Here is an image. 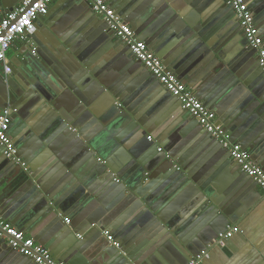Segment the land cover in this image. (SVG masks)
Instances as JSON below:
<instances>
[{
  "label": "water",
  "instance_id": "95a60500",
  "mask_svg": "<svg viewBox=\"0 0 264 264\" xmlns=\"http://www.w3.org/2000/svg\"><path fill=\"white\" fill-rule=\"evenodd\" d=\"M107 1L109 6L122 18L124 23H129L135 38L138 41H144L148 48L157 54L156 56L159 59L161 58L165 61L164 51H166V54L171 53L170 60L172 63L173 61L179 63L184 60L188 47L185 46L182 48V45L188 40V38H186L188 33L183 30L182 25L178 26L179 21H176L177 24L173 23L172 26L168 27L163 33H159L156 32V26L152 25L151 27H148V24L151 23L150 21L152 20L146 18L148 17L146 11L148 3H151L150 0L147 4L142 3V0ZM84 5L89 9L88 15L96 22H94L95 26L92 31L95 39H104L103 42L107 40L109 41V46L106 47H104L102 42V51H107L110 48H117V53H119L117 55V61L105 62L108 59L107 55H105L102 60L95 63L83 60L82 58L86 52L85 49L83 47L76 48V45H70L67 50V56L69 55L71 60L63 58V60L60 61L58 65L61 68V71H59L60 69H56L54 66L55 64L48 63V66L54 73L55 77L48 76L45 80L41 81L40 84H45V82H47L51 89H48L47 86L42 88L40 84H35L34 88H36L39 93V95H36L35 93V98L38 103H40L41 100L43 101L41 97H44L45 99H54L52 101L53 107H51L53 113L59 112V107L62 106L63 102L68 101L64 104L67 105L66 109L70 111L69 115L71 116L75 115L79 105H91L87 114L89 116L95 115V117L101 116L102 118L100 121L105 125L109 124V121H111L110 125L107 126L109 132H112L115 129V125L120 126L119 124H125V120L132 122V125L126 130L127 134L124 139L120 141L118 145L113 144L111 149L118 152V150L122 148L127 152H131L132 156L136 157L140 170L137 174L130 175L131 177H126L129 179H124L125 177L123 173L119 174L117 169H112L115 175L110 173V177L102 182L101 185H103V187L99 189V193H96L97 195L94 196L93 192H89L90 195L93 194L92 197L95 198L93 200L101 201L103 200L102 196H106V192L108 194L110 193L112 182V185L115 186L113 188H116V192H119V194H114L110 197H114V200L111 201V207L108 208L110 213L101 220V224L99 223L100 221L97 220L100 216V214L97 215V212L90 216L84 209L78 214V216L74 217L75 225L79 224L80 220H83L84 222L82 225L85 226L83 229L85 230L86 228L88 232L93 230L95 233L97 239L95 246L98 244L95 250L96 252H91L89 250L86 251L87 240H84L83 238L86 231L80 232V229L73 230L72 233L74 235L78 234L80 238L78 240L75 239L73 242L72 237L66 234V230L60 231V226L56 224V221L60 219L59 216L61 214H69L77 205L80 206L82 203H85L86 199L84 198H88L87 194H89L88 192H85L87 189H84L81 193L77 192L78 187L80 186L73 184L74 181H71L70 174L60 168V162L56 163V166L53 168L52 165L54 161L46 159H44L42 163L43 165L41 166H45L47 170H51L49 171V177L51 178L49 182L44 183L40 178L42 167L40 166L41 169L35 168V165L33 164L44 158L41 156L45 153V150L46 152H49L44 148V144L42 143L41 146H37L40 142L34 136L28 139L20 147L11 140L16 149L15 157L19 159V163L6 158L4 148L0 147V181L3 180V182H0V185L8 183L14 179H22V176L26 177V181L21 186L19 192L20 196L17 200L12 204L9 203L1 206L0 217L2 220L8 221L10 225L18 230H20V228H29L28 226L36 221L41 223L42 221L45 222V220L49 221L52 219V222L47 224L46 236L42 237L40 240L37 239V242L39 245L41 244L49 249L52 248L50 249L52 254L54 256H59L58 261L67 262L69 264H140L136 249L132 250L131 246L128 244L134 239V235L139 232V229L150 225L153 217H155V223L159 220L165 225V228L161 229L163 234H165L167 230L169 232L172 231L173 234H168V239L171 242L164 245L166 247L165 250L170 254V256H168V254L165 256L166 261L164 264H187L193 257L206 249L209 244L213 245L214 243L212 240H217L218 236L225 232L227 226L234 224L235 221L234 217L218 216V219L221 221L218 226L209 224L213 230L207 228L200 234L201 236L196 235L198 228L193 229L190 227L192 218L196 220L197 217L201 218L204 215L210 217L213 215L215 216V209L219 206V197L211 194V186L207 184V182L200 183L199 179L197 181V179L192 176V172L189 169L183 167L180 163L181 159L179 160V155L174 151V148L182 150L188 148V146H192L193 148L201 150L207 144H211L214 146L212 150L215 152L216 148L219 149L220 152L217 151V154L215 155L210 153L213 155L211 160L208 156L210 154L206 156L208 161L207 165L210 169L208 173L209 179L215 177L219 170L223 169L224 165L228 162L227 159L230 161L228 152L208 133H206L188 112L184 111L192 120L194 119V121H196V125L191 122L192 120H189L187 116L185 119L184 116L178 112L177 107H180V104L167 91L166 93H168L177 104L171 100L163 102L165 104L154 121L146 122L142 116L134 120L127 118V113H130V110L128 109L129 101L125 102L123 96L128 88L131 90L134 87L136 88V86L132 84L133 81H126L124 75L125 72H134L144 69L145 72L143 73L145 76L142 75L140 81H138L141 89H144L145 83H143V79L146 75L152 79V81L149 80L148 83L156 82L159 87H161V85L157 79L149 74V72L143 68L141 63L131 55L128 47L120 41L117 45L112 44V40L115 38L113 33L108 31L106 24L102 20H98L93 15L88 3L84 2ZM224 6L230 10V14L234 15L230 4L224 3ZM87 8L86 10H88ZM3 9L5 13H8L11 8L3 7ZM40 19H43V29H41V31L39 29V35H36L39 31L37 33L35 31L34 34L28 35L26 40L29 42L34 41L37 46L34 50H29L31 57L34 60L37 59V62L42 61L46 63V57L50 52L55 56H58L54 51L55 49H58L62 54L63 52H66L63 51V49H60L62 46L59 44V41L67 46V44H70V38L68 34L66 35L65 31H63L62 27L65 26L62 22L56 23V21L50 19L48 14L38 17V20ZM145 27L148 28L145 29ZM35 37L39 39V42L35 41ZM55 39H58L59 41ZM243 39L246 50L255 53V50L247 44L244 35ZM162 42L164 43L161 44ZM165 44L167 45L164 48ZM43 54L46 57H44ZM128 54H130L131 57H128ZM25 59L27 61L26 57ZM134 59L136 61H134ZM168 61L169 60L164 62L165 66L167 63H171V61ZM22 64L25 65V61ZM9 67L11 69V74L5 75L3 72H0V84L4 89L3 93L0 91V101L3 103L2 106L0 105V109H4L8 106H11V108H18L21 102H19L21 96L24 93L30 94L31 92H34L33 89L27 88L15 91L11 84L16 78L11 77V75L14 73L16 76L18 72V75H24V73H22L18 67L12 68L10 64ZM257 69L256 72L260 73L262 79H264L261 69L259 67ZM62 71H65L66 75H62ZM109 72H112V76L108 75ZM177 78L180 82L186 83L185 80L180 79V76ZM184 79L187 80L186 77ZM38 80L40 81L39 78ZM221 81L222 78L220 80H204L201 84V88L197 90L200 92L202 88H206V90H210L209 92L221 93L224 89L223 87L227 86L226 82L222 83ZM239 82L240 83L235 86H233V82H231V85L230 83L228 84L231 91L225 94L226 96L221 99L220 105L222 109L220 108V110H222V112L216 107L215 114L218 118L217 123L220 124L224 130L227 129L225 126H228V124H230V127L234 128V130L232 129L233 135L231 137V142H234L232 139H236L245 134L251 138V141L245 148L243 147V149L253 151L254 146H257L255 144L257 138V140L260 141V144L264 143V139L261 141L259 138L260 134L252 128L253 123L256 121L263 123L264 125V122L259 119V117L263 116L261 115V112L264 111V91L260 88V85L258 88L248 89L247 87L250 86L248 81L246 82L241 79ZM228 89L229 88H226L224 92ZM49 92L51 95H49ZM103 98L104 101H102ZM199 100L208 109L211 108L209 107L210 103L203 97ZM40 105L42 106L41 103ZM46 105L47 104H45L46 108L49 107ZM18 113L19 109L16 110L15 115L18 116ZM60 114L62 115L61 112ZM63 117L65 118L66 116L64 115ZM240 118L241 123H239ZM18 119L19 121L24 122V117L18 116ZM153 130H160L161 134H163V142H166L163 146L165 147H163L160 152H157V148L153 146L142 153L146 145L149 143L146 142L148 139L145 136V133L156 134ZM228 130L229 129H227V131ZM69 131L72 134L80 135V128L76 124L75 126H72ZM8 134L10 137V130L8 131ZM94 145L92 146L89 144V147L96 151V144ZM97 151L100 152L98 148ZM153 152H155V154H153ZM187 152H189V150H187ZM262 152L264 154V147ZM100 153L105 157L102 152ZM225 153L227 158L225 157ZM129 156L131 155L129 154ZM257 161L260 162V165L262 166L261 168L264 170V162L261 160ZM109 163H111V161H108V164ZM234 165L238 169V166L236 164ZM212 167L216 168V173L213 171ZM28 171L31 172L29 173ZM237 171L239 174L237 173L238 177L235 178L236 180H240V178L242 180L243 178L252 182V180L243 172H239V169ZM203 173L204 169L200 174ZM220 175L221 174H219V176ZM177 188H180L179 190L181 192L179 201L173 205L171 204V207L178 208L182 205L181 208H179L181 211L179 214L182 215L168 224L164 215H158L159 211L157 212V209L164 202L163 199L166 200V197H172L173 194L178 191ZM29 194L33 197L30 201L37 199L31 206L30 202L28 203V199L30 198ZM21 195L23 196V201ZM40 195H42V197L38 199ZM51 204L54 209H52ZM187 209V213L191 214L190 220H186L187 218L185 217L188 216L185 213ZM193 210L196 211L194 212ZM128 217L129 219L133 217V222L127 224L125 219ZM172 223H175L176 229L179 227L178 232H176L177 230L173 231V227H171ZM93 224H95V227ZM90 227L92 229H90ZM109 228L111 230L114 229L113 232L116 235L114 234L112 236V240L113 242H119L118 247H113L109 244L110 242L108 243L102 237L103 232H108ZM0 234V263L3 262L2 259L5 258L8 259L7 262L13 264H18L20 261H22L23 264H34L32 260L18 254L6 244L7 236H5L1 230ZM49 238L50 241L48 240ZM176 241H180L181 244L176 243ZM194 241H197V244ZM189 242L194 244H189Z\"/></svg>",
  "mask_w": 264,
  "mask_h": 264
},
{
  "label": "crops",
  "instance_id": "0c3cea01",
  "mask_svg": "<svg viewBox=\"0 0 264 264\" xmlns=\"http://www.w3.org/2000/svg\"><path fill=\"white\" fill-rule=\"evenodd\" d=\"M105 1L108 3L107 0ZM148 1L149 0H142V3L147 4ZM150 1L151 3L149 2L147 6L146 14L148 17L146 18L152 20L150 21L151 23L148 24V27L154 25L156 26V32L163 33L168 27L172 26L173 23L177 24L176 21H179L178 26L182 25L183 30L188 33L186 36L188 40H186V43L184 42L185 44L182 45V48L185 46L188 47L184 60L179 63H176V61H173L172 63L170 60L171 53L166 54L167 52L164 51L165 61H171L170 64L167 63L165 66V61L160 58L164 69L176 77L180 76L181 80H185L186 83L183 84L187 86L198 99L203 97L206 101H208L210 103L209 107H211L209 109H211L214 113L216 107H218V110L222 112V110H220L221 99L226 96L225 94L231 91L230 86H228L229 83L231 85V82H233V86H235L240 83L239 80L243 79L246 82L248 81L250 85L247 87L248 89L258 88L260 85V88L264 91V79H262L260 73L256 72L259 67L256 52L253 53L246 50L241 28L238 26L237 19L233 14H230V10L224 6V3H227L226 0ZM245 1L253 14L254 23L260 37L262 38L264 48V0ZM21 2L22 0H0V19L6 14L3 7H10L13 10ZM86 8L87 7L84 5V1L82 0H56L49 5L47 14L50 19L56 21V23L62 22L65 26L62 27L63 31H65V34H68L70 38V44H67V46L60 43L58 39H55L59 41V44L62 46L60 49L66 51L65 53L63 52L62 54L58 49H55L54 51L58 56H55L52 52H50V54L46 57V53L44 52L45 55H43L46 57V63L42 61L37 62V59L34 60L29 53V50H34L37 46L34 41H30V43L28 40L15 42L8 51L7 58L9 64L12 68L18 67V69L24 73V75H18V72L16 76L12 73L11 77L16 78V80H14L11 84L12 87L15 91H20L22 88L33 89L34 91L30 94L24 93L21 96L19 100V102H21L18 106V116L24 117V122L19 121L18 116H16L17 118L15 117L18 121L14 129L10 131V138L20 147L28 139L34 136L40 142H38L39 144L37 146H41L43 143L44 148L49 151L46 152L45 150V153L41 156L44 158L33 163L35 168H40V166L43 165L42 163L44 159L53 160V168L56 166V163L60 162V168L70 174L71 181H74L73 184L80 186L78 187L77 192L81 193L84 189H87L85 192H93L95 196L97 195L96 193H99V189L103 187V185H101L102 182L110 177V173L114 174L112 169H117L119 174L123 173L125 177L124 179H129L126 177L135 175L140 170L136 157H133L131 152H127L122 148L118 150V152L111 149L113 144L118 145L120 141L124 139L127 134L126 130L132 125V122H128L124 119L125 124H119L120 126L115 125V129L112 132H109V128H107V126L110 125L111 121H109V124L105 125L100 121L102 118L101 116L95 117V115L89 116L87 114L91 105H79L75 115L71 116L69 115L70 111L66 109L67 105L64 104L68 101L63 102L64 106L62 104V106L59 107V112L53 113V109L51 107H53L52 101L54 99H45L44 97H41L43 99V101H40L42 104L41 106L35 98V93L36 95H39V93L36 88H34L35 84H40L41 81L45 80L48 76L55 77L54 73L49 68L48 63L55 64L54 66L56 69H60L59 71H61V68L58 65L60 61L63 60V58L71 60L69 55L67 56V50L70 45H76V48L83 47L85 49L86 52L82 58L83 60L95 63L97 61L99 62V60H102L105 55H107L108 59L105 62H112L114 60L117 61V55L119 54L117 53V48H110L107 51H102L101 45L104 39H95L92 31L96 22L88 15L89 9L87 8L88 10H86ZM95 17L99 20L97 16ZM42 21L43 19L36 20V33L39 29L40 31L43 29ZM126 24L129 25V23ZM148 27H145V29ZM40 31L36 35H39ZM35 41L39 42V39L35 37ZM112 41V44L114 45H117L119 42L116 37ZM163 43L164 42L161 44ZM103 44L104 47L109 46V41L107 40L103 42ZM166 45L167 44H165L164 48ZM150 51L153 52L151 49ZM129 56L130 54H128V57ZM24 61L26 63L25 65L22 64ZM134 61L136 60L134 59ZM0 72H3L1 65ZM143 72H145L144 69L124 73L126 81H133L132 84H134L136 88L134 87L131 90L128 88V90L124 93L123 99L125 102L129 101L128 109L130 110V113H127V118L134 120L142 116L146 122H152L161 112V109L165 104L163 102L171 100L172 102H175V104L177 103L173 98H171V96L168 95V93H166V90L162 86L159 87L156 82H151L152 79H150L148 75L144 77V89H141L138 81H140L142 75L145 76ZM62 75H66L65 71H62ZM108 75L112 76V72H109ZM185 77L187 80L184 79ZM221 78L222 83H227V86L223 87L224 89L221 91L222 94L209 92L210 90L208 91L206 88H202V90L198 92L197 89L201 88V84L204 80H220ZM149 80H151V83H148ZM40 86L42 88H45V86H47L48 89L50 88L47 82H45V84H40ZM226 88L229 89L224 92ZM3 90L4 89L0 84V91L2 93ZM49 95H51L50 92ZM107 97L109 98L108 95ZM102 101H104V98ZM2 104V101H0L1 106ZM45 104H47L46 106H49L50 108H46ZM177 108L178 112L184 116L185 119L188 117L189 120H192L187 113L180 109L179 106ZM64 115L66 116V119L63 117ZM261 115L263 116L259 117V119L264 122V111L261 112ZM216 119H218L217 116ZM239 120V123H241V118ZM191 122L196 125V121H194V119ZM75 124L80 128V135L72 134L69 131V129H71L72 126H75ZM229 125L230 124L225 127L229 129L228 131L226 129V131L231 139L234 128ZM252 128L260 134L259 138L262 141V139H264L263 123L256 121L253 123ZM153 132L157 135L153 133H145L147 139L149 138L146 142L149 143L146 145L142 153L153 146L157 148V152H160L161 149L165 147L163 144L166 142H163L164 136L161 134L160 130H153ZM257 139L255 140V144L257 146H254L253 151L248 150V153L252 161L261 168L262 166L257 160L264 162V154L262 152L264 143L260 144V141ZM232 141H234L233 143L241 145L242 148H245L251 141V138L243 134L236 139H232ZM93 143L96 144V151L89 147V144L93 146ZM97 148L103 153L106 159L100 152L97 151ZM213 148L214 146L211 144H207L201 150L193 148L192 146H188V148L182 150L174 148V151H176L179 155V160L181 159L180 163L183 167L185 169H189L192 172V176H194L197 181L199 179L200 183L207 182V184L211 186V194L219 197V206L215 209V216L213 215L210 217L208 215H204L201 218L197 217L196 220L192 218L190 227L193 229L198 228L196 235L201 236L200 234L203 233L205 229H212L209 224L218 226L221 223L218 216H227L230 218L234 217L235 222L232 225L238 227L239 229V232L231 239L225 241L222 246H215L216 239L212 240L214 244L212 243L213 245L209 250V256L202 264H264V195L251 181L243 178L242 180L241 178L240 180H236L235 178L238 177L239 173L237 170L239 168L237 169L234 165L235 163L231 160L229 161L228 159V162L224 165L223 169L219 170L217 175L213 173L215 177L209 179L208 173L210 169L207 165L208 161L206 156L210 153L215 155L217 154V151L220 152L217 148L215 152L212 150ZM187 150H189V152H187ZM129 154L131 156H129ZM153 154H155V152H153ZM213 155H208L210 160ZM108 161H111V163L108 164ZM41 167L40 178L44 183L49 182L51 178L49 177V171L51 170H47L45 166ZM203 169L204 173L200 174ZM212 169L216 173V168L212 167ZM261 169L263 170V168ZM28 172L30 173L31 171ZM219 174L221 175L219 176ZM1 181L3 182V180ZM25 181L26 177L22 176V179H14L8 183L0 185V208L2 205H7L9 203L12 204L15 200H17V198H19L21 186ZM112 184L113 183L111 182L110 193L108 194L106 192V196H102L103 200H93L95 199L92 197L93 194L90 195L89 193L87 194L88 198H84L86 199L85 203H82L80 206L77 205L75 207L76 209L74 208V210H72L69 214H59L60 219L56 221V224L60 226V231L66 230V234L72 237L73 242L75 239H80L78 234L74 235L72 233L73 230L80 229V232L86 231V234L83 236L84 240H87L85 248L86 251L89 250L91 252H96L95 250L98 244L95 246L97 240L95 233L93 230L88 232L86 228L85 230L83 229L85 227L82 225L84 222L83 220H80L79 224L75 225L74 217L78 216V214L84 209L90 216L97 212V215L100 214L97 220L100 221L99 223L101 224V220L110 213L108 208L111 207V201L114 200V197H110L114 194H119V192H116V188H113L115 186ZM179 189L180 188H177L178 191L175 192L172 197L169 196L166 197V200L163 199L164 202L158 208L160 210L157 209V212L159 211L158 215H164L168 224H170L173 220L175 221L182 215L179 214L181 213L179 208H181L182 205L178 208L171 207V204L173 205L179 201L181 193ZM22 195L21 198L23 201ZM41 197L42 195H40L38 199ZM31 198L33 197L30 196L28 199L30 206L35 202V200H37L35 199L34 201H30ZM51 206L52 209H54L52 204ZM193 211L195 212L196 210ZM187 212L188 209L185 211L188 215L185 216L187 218L186 220H190L191 214ZM132 218L133 217L130 219L129 217L126 218L125 222H127V224L133 222ZM66 219L70 221L69 224H66ZM154 220L155 217H153L150 225L140 228L139 232L134 235V239L128 244L131 246L132 250L136 249L140 264H164L166 261L165 256L168 252L165 250L166 247L164 245L171 242L168 239V234H173L172 231L169 232L168 230L165 234H163L161 229L165 228V225H163L159 220L155 223ZM50 222H52V219L49 221L45 220V222L42 221L41 223L36 221L30 224V226H28L29 228H20V231H22L27 237L33 239L36 244H39L37 239L40 240L42 237L46 236L47 224ZM93 226L95 227V224H93ZM171 227H173V231H179V227L176 229L175 223H172ZM90 229L92 228L90 227ZM113 230L109 228L108 232H106L107 235L112 237L115 234ZM102 237L109 243L104 232ZM48 240L50 241V238ZM194 242L197 244V241ZM116 243L119 245V242ZM176 243L181 244L180 241H176ZM6 244L8 245L7 240ZM189 244L193 245L194 243L189 242ZM41 246L50 252L52 258L54 257L53 260L55 262H60L58 261L59 256H54L52 254V251L50 250L52 248L49 249L43 245ZM168 256H170V254H168ZM2 261L4 263L1 262L0 264H13L7 262L8 259L5 258L2 259ZM63 263L69 264L67 262ZM18 264L23 263L20 261Z\"/></svg>",
  "mask_w": 264,
  "mask_h": 264
},
{
  "label": "built area",
  "instance_id": "2783aa9c",
  "mask_svg": "<svg viewBox=\"0 0 264 264\" xmlns=\"http://www.w3.org/2000/svg\"><path fill=\"white\" fill-rule=\"evenodd\" d=\"M56 0H22L13 10L6 13L0 19V65L5 75L10 74V67L7 53L15 42L26 41L28 35L36 31V20L48 12L49 5ZM91 7L93 15L102 20L109 32L118 41L128 47L131 55L154 76L159 84L180 104V108L188 112L197 123L216 140L222 148L226 149L229 159L233 161L241 172H243L259 188L264 195V171L252 161L247 150L241 145L231 142V139L224 128L217 123L215 113L208 109L180 80L170 72L166 71L160 59L150 51L148 46L135 38L129 25L124 23L122 18L106 3L105 0H82ZM234 12L241 31L247 44L255 50L258 65L264 76V48L263 41L254 23V17L245 0H226ZM10 109H0V147L4 148L6 158L19 163L15 157L16 149L9 137ZM149 140V138H148ZM69 224L68 219L65 220ZM0 230L7 236L8 246L18 254L32 260L34 264H65L55 262L50 252L35 241L27 237L22 231L16 229L0 217ZM239 232L234 225L227 226L225 232L220 234L215 246H222L225 241L231 239ZM107 236L108 241L113 242L112 237ZM1 236V234H0ZM212 245L193 257L187 264H202L209 256Z\"/></svg>",
  "mask_w": 264,
  "mask_h": 264
},
{
  "label": "flooded vegetation",
  "instance_id": "af4514ba",
  "mask_svg": "<svg viewBox=\"0 0 264 264\" xmlns=\"http://www.w3.org/2000/svg\"><path fill=\"white\" fill-rule=\"evenodd\" d=\"M10 74H11V69H10ZM17 106V105H16ZM8 108L10 109V127H9V130L11 131V130H13L14 129V127L17 125V121H18V119H16L17 117H16V115H15V112H16V110L18 109V108H11V106H8ZM15 115V116H14ZM16 117V118H15Z\"/></svg>",
  "mask_w": 264,
  "mask_h": 264
}]
</instances>
